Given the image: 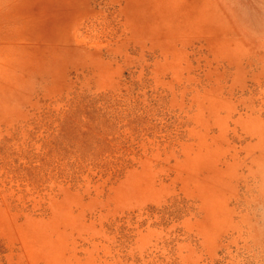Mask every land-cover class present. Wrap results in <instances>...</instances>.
<instances>
[{
  "label": "rangeland",
  "instance_id": "1",
  "mask_svg": "<svg viewBox=\"0 0 264 264\" xmlns=\"http://www.w3.org/2000/svg\"><path fill=\"white\" fill-rule=\"evenodd\" d=\"M0 264H264V0H0Z\"/></svg>",
  "mask_w": 264,
  "mask_h": 264
}]
</instances>
